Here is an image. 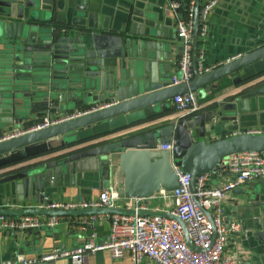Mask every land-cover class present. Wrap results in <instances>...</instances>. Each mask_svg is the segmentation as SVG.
<instances>
[{
  "label": "water",
  "instance_id": "water-1",
  "mask_svg": "<svg viewBox=\"0 0 264 264\" xmlns=\"http://www.w3.org/2000/svg\"><path fill=\"white\" fill-rule=\"evenodd\" d=\"M202 1L196 0L194 13L193 77L172 84L168 62L156 67V64L114 59L124 55V47L127 54L138 53L133 37L139 33L151 40L142 43L149 55L173 59L170 43L182 44V40L177 32L168 36L162 33L148 9L136 8L128 17L131 28L128 29V22L117 32V27L104 15L106 10L86 0H0V134L9 135L0 139V169L47 155L46 152L56 148L53 145L59 139L62 145H78L74 154L57 161L44 158L45 163L34 161L28 169L0 170V214L135 213L134 208L126 207L48 209L29 204L50 196L55 165L60 170L65 166L75 172L81 169L83 176L88 172L97 179L95 187L103 189L110 187L112 167L118 165L115 184L119 196L141 197L148 202L161 191L179 187L175 166L192 174L194 189L196 175L217 173L227 156L245 150L264 152V133L224 136L225 132L244 126L264 124V112L248 115L247 107L255 99L257 108L264 109L259 99L264 95V82L243 90L234 101H214L206 112L163 118L168 123L147 134L122 137L142 128L141 121L169 107L170 100L179 93L193 90L203 96L208 86L234 74V82L249 83L246 87L264 81V40L250 51L207 71L199 70ZM40 9L44 18L51 19L54 9L65 11L68 23L51 22L47 18L49 25H41ZM181 47L183 50V44ZM66 101L75 107H82L80 102L84 101L88 106L93 105V109L44 128L25 129L44 105L61 102L64 109ZM101 104L105 106L98 107ZM18 130L23 132L14 135ZM215 133L219 135L213 139ZM173 140L172 150L160 148ZM252 193L248 192L247 196L255 204ZM138 213L179 219L165 210L140 209ZM180 221L190 246L200 249L188 236L184 221ZM256 228L254 236L263 239L264 228L261 225ZM33 241L38 245L43 243V237L37 236ZM25 243L29 245L31 241Z\"/></svg>",
  "mask_w": 264,
  "mask_h": 264
},
{
  "label": "built area",
  "instance_id": "built-area-1",
  "mask_svg": "<svg viewBox=\"0 0 264 264\" xmlns=\"http://www.w3.org/2000/svg\"><path fill=\"white\" fill-rule=\"evenodd\" d=\"M219 0H203L200 8L199 37L204 40L209 31L208 17ZM179 0H171L170 7L177 19V36L182 40L183 51L177 67L179 72L171 76V83L188 81L193 77V32L196 0H190L189 16L183 17L179 12ZM205 52H198V68L207 71L216 66H205ZM177 116L196 115L204 108L196 91L189 90L172 98ZM108 105V104H107ZM100 105L98 107H103ZM96 107V108H98ZM93 109V108H92ZM92 109H89L90 111ZM87 112V110L62 117L48 113L37 124L26 130L44 128L64 119ZM216 116H214V120ZM16 131L13 134H20ZM264 133V125L238 128L224 133L225 137L236 134ZM9 136V135H6ZM5 137H0L3 139ZM175 141L161 144L160 148L172 150ZM179 174V187L172 191L157 193L164 199L165 206H151L149 201L141 197L119 196L117 188L110 186L100 191L97 198H44L35 206L48 209H77L85 207H126L134 208L133 214H104L110 219V228L106 239H101L99 232L90 231L87 238L79 245L70 249L56 247L49 252L31 257L23 255L0 262V264H36L51 262L62 257L72 259L76 264H87L90 254L108 250L112 257L121 258L130 255L134 264H144L149 258L154 264H241L240 250L231 252L228 246L237 240L241 232V223L237 219H229L226 214L225 201L235 188H238L255 178L264 176V152L245 150L227 156L220 170L224 178L219 183L212 182V173H199L195 177L192 189V174L180 166H175ZM219 170V171H220ZM140 209L165 210L183 220L188 236L195 246L194 249L186 239L181 221L175 217L163 214H141ZM102 214L86 215L82 224H92L99 220ZM59 214H0V229L30 230L44 227H54L61 222Z\"/></svg>",
  "mask_w": 264,
  "mask_h": 264
},
{
  "label": "crops",
  "instance_id": "crops-1",
  "mask_svg": "<svg viewBox=\"0 0 264 264\" xmlns=\"http://www.w3.org/2000/svg\"><path fill=\"white\" fill-rule=\"evenodd\" d=\"M88 4L96 3L102 9L106 10L104 15L109 17V21L112 25L116 26L117 32H120V28L125 26L128 22V29L131 28L132 22L128 20L129 15L134 13L136 8H141L151 12L153 20L156 22V27L161 30L162 33L173 35L177 32V19L173 9L170 7L171 0H86ZM80 2V0H78ZM148 9V10H147ZM41 10V18L38 20L41 25H49L47 18L43 17V10ZM52 21H60L67 24V16L65 11L54 9L52 11ZM262 19V20H261ZM261 20V21H260ZM209 31L204 40L200 39L199 51L205 52L204 64L205 66L219 65L232 59L240 54L246 53L251 49L262 44L264 40V0H219L218 4L210 12L209 17ZM50 22V23H51ZM257 23V24H256ZM64 24V26H66ZM147 25H145V28ZM129 31V30H128ZM134 41L136 43L135 50L139 55L135 53L133 56L127 54V48L124 47V55L122 58L128 63L142 62V65L148 63V65L163 66L167 62L170 64L171 76L178 73L177 62L181 57V43H170V56L173 59L167 60L165 58H156L154 55H149L146 49H143V44L146 41L151 42L150 39L144 38L139 34L135 35ZM172 38V37H171ZM174 39V38H173ZM151 54V53H150ZM163 54V51L161 52ZM170 57V58H171ZM170 76V79H171ZM236 74L229 75L221 78L206 88L203 96L199 95L201 103L204 105L203 112H206L208 106L213 104L214 101H234L237 96L244 90L254 88L264 81L252 84L248 87L246 82H234ZM97 91H94L97 96ZM260 106H264V95H260ZM252 100V99H251ZM61 102H52L50 105H44L39 111L38 118L35 117L33 123H29L25 129L37 124L35 122L42 119V117L48 113L53 116H65L69 114H77L88 109H92V106H88L86 102L81 101L82 107H75L72 102L66 101L64 103L65 108L61 109ZM87 106H86V105ZM103 105V104H101ZM210 105V106H211ZM85 106V107H84ZM98 106V105H97ZM157 106V105H155ZM249 108V114L264 112V109L257 108L256 100L249 101L247 103ZM210 108V107H209ZM176 110L174 108L172 99L170 100V106L162 108L158 114L149 117L148 119L141 121L140 127L137 130L125 133L123 138L137 136L139 134H147L150 130L159 128L168 122H165L163 118L175 117ZM264 121V117L262 119ZM263 123L257 125L244 126L242 128L260 126ZM18 129V127H15ZM8 134V133H7ZM6 134V135H7ZM217 133L213 134V139L218 138ZM0 137H6L0 134ZM212 137L209 139L213 140ZM77 144L62 145L59 139L54 143L56 146L54 150L48 152L47 155H41L32 159L25 160L23 162L16 163L0 170L20 171L23 169L31 168L30 166L34 161H42L47 158V161H57L76 152ZM78 146V145H77ZM42 158V159H41ZM41 159V160H40ZM54 181L50 184V190L48 191L50 196L48 198H97L100 191L103 188H96L97 179L92 174L86 173L82 175L81 169L77 172L69 170L68 168L59 169L58 165L53 166ZM65 169V170H64ZM118 165L112 167L111 185L116 187V172ZM57 177L59 180L57 181ZM95 178V179H94ZM224 178V172L221 170L212 175V182L219 183ZM95 184V185H94ZM251 186H254L252 188ZM239 188H242L241 190ZM252 190V191H251ZM248 192L252 193L254 198L253 203L251 199H248ZM46 198V197H45ZM39 201L29 202V204H37ZM151 206H165L164 199L156 194L155 197L149 201ZM226 214L229 219H237L241 223V232L237 235V240L231 241L228 249L231 252H235L237 248L240 250L241 264H264V238H257L254 236V232L257 231V226L261 225L264 228V176L255 178L250 182L235 188L230 192L225 201ZM91 215V214H89ZM86 215H68L63 214L61 222L54 227H44L39 229L30 230H14V229H0V262L10 261L18 256L31 257L37 254L46 253L52 249L59 247L65 250L81 244L89 234L90 231L96 230L99 232L101 239H106L110 228V219L107 215L102 214L98 221L92 224L83 225L82 221ZM43 237V243L35 244V237ZM254 237V241L251 238ZM26 241H31V244L26 245ZM25 243V244H24ZM144 264H154L149 258H145ZM36 264H76L72 259L62 257L51 262H43ZM87 264H134L130 255H126L121 258H114L111 256L108 250H100L89 255Z\"/></svg>",
  "mask_w": 264,
  "mask_h": 264
},
{
  "label": "trees",
  "instance_id": "trees-1",
  "mask_svg": "<svg viewBox=\"0 0 264 264\" xmlns=\"http://www.w3.org/2000/svg\"><path fill=\"white\" fill-rule=\"evenodd\" d=\"M181 5L179 7V12L180 14L185 17V18H188L189 16V5H190V0H179ZM67 145H72V144H67ZM55 149V148H54ZM54 149H51V150H54ZM50 150V151H51ZM49 152V151H48ZM46 152V153H48Z\"/></svg>",
  "mask_w": 264,
  "mask_h": 264
}]
</instances>
